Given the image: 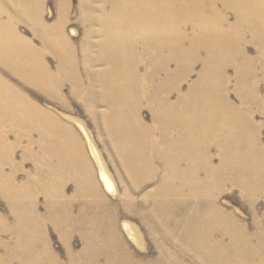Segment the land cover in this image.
Masks as SVG:
<instances>
[{
    "label": "bare ground",
    "instance_id": "bare-ground-1",
    "mask_svg": "<svg viewBox=\"0 0 264 264\" xmlns=\"http://www.w3.org/2000/svg\"><path fill=\"white\" fill-rule=\"evenodd\" d=\"M45 3L0 0V264H264V0H78L79 40L72 0H56L54 23ZM27 89L94 119L119 199L92 148L97 180L75 116ZM228 187L249 203L253 232L218 205Z\"/></svg>",
    "mask_w": 264,
    "mask_h": 264
},
{
    "label": "rangeland",
    "instance_id": "rangeland-1",
    "mask_svg": "<svg viewBox=\"0 0 264 264\" xmlns=\"http://www.w3.org/2000/svg\"><path fill=\"white\" fill-rule=\"evenodd\" d=\"M56 0H46L45 3V19L48 23H54L56 18H57V5H56ZM72 13L70 16V23L68 26V33L69 35L72 34V37L75 40H79L83 36V26L81 25V22L78 20L79 19V12H78V0H72ZM74 31V33L72 32ZM19 32L24 35L27 38L32 39V33L29 30V28L26 25H20L19 27ZM72 32V33H71ZM35 44L38 45L37 39H33ZM253 46L249 45L248 49L250 53H253ZM47 61L54 66L55 62L51 57H47ZM194 78V75L191 77V80ZM14 80V79H13ZM189 84V81L183 84L182 88V93L185 94L187 91V86ZM68 87L66 86L63 90V92L67 95L68 94ZM27 92L32 96L33 99H35L37 102H39L42 106L47 107L48 109L58 111L62 114L66 115H71L75 116L74 118L77 119L76 122V128L77 131L79 132L80 137L82 138L86 150L89 154V158L93 164V168L95 170V176L97 180H99V167L98 163L94 157V154L92 153V148L96 151L98 155V160L100 161V165L103 168V171L106 173L108 176L110 182L113 185L114 191L111 193L107 191L105 188H103L102 182L99 183L103 189V191L109 195V196H115L119 199V197L122 195L123 191L125 190L124 184L122 183V177L119 172V170L115 167L113 164V161L111 160L112 158L110 157L109 150L105 146V142L102 140L103 139V133L100 129V127L95 123L94 119L86 113L85 109L79 102L71 101L72 107L71 111L66 110L64 107L60 106L58 103L55 101L45 98L41 94L37 93L33 89H27ZM232 96V100L236 102V97L234 95ZM142 117L144 118L145 121H150V112L148 109H144L142 111ZM255 119L257 122L263 121V117L261 115H256ZM82 126V127H81ZM99 127V128H98ZM157 135V134H156ZM261 144L262 147L264 148V130L261 131ZM209 154L211 157H213L214 164L218 163V157L219 153L217 152V149L213 146L210 148ZM22 157V151L17 150L16 152V161H20ZM25 169L30 170L31 169V163L29 161L25 162ZM18 177L19 181H23L24 176L23 174L19 175ZM22 178V179H21ZM68 193H71L72 187L69 185L68 186ZM151 189V187H147V190ZM40 200V206H41V211H43V206L42 202L43 199L42 197L39 198ZM217 203L220 207L225 209L228 212L235 213V217L238 220H241L245 222L248 225L249 231L253 232L254 231V226L251 221V213H250V207L249 203L247 202L246 199H244L239 190L237 188L233 187H228L225 189L221 195L217 199ZM257 212L259 215V218H261L262 214L264 213V190L262 196L257 200ZM5 210V211H4ZM7 207L5 201L1 198L0 196V213L1 214H7ZM138 220V221H137ZM135 220L134 222H137V224H141L139 219ZM126 221V220H125ZM131 222V221H130ZM142 226V225H141ZM145 226V225H144ZM146 231L148 232V228L145 226ZM143 232H145L144 228L142 227ZM47 233H48V240L51 244L52 249L54 250L55 254L58 256L59 260L61 262H66V255H65V245L63 241L60 239L57 231L53 226L47 227ZM125 235V240L127 243L134 245L135 243L129 239L127 234L124 232ZM147 235V234H146ZM152 239H148L146 243L151 245ZM83 247V242L80 238L79 235H75L73 238V248L75 251L81 250ZM157 254V249L153 250V253L151 254L152 256H155Z\"/></svg>",
    "mask_w": 264,
    "mask_h": 264
}]
</instances>
